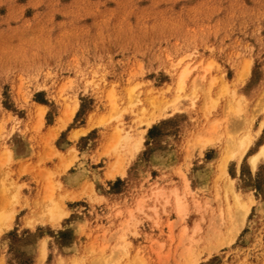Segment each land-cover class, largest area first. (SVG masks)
Instances as JSON below:
<instances>
[{
    "label": "rangeland",
    "instance_id": "obj_1",
    "mask_svg": "<svg viewBox=\"0 0 264 264\" xmlns=\"http://www.w3.org/2000/svg\"><path fill=\"white\" fill-rule=\"evenodd\" d=\"M262 143L264 0H0V264H264Z\"/></svg>",
    "mask_w": 264,
    "mask_h": 264
},
{
    "label": "bare ground",
    "instance_id": "obj_2",
    "mask_svg": "<svg viewBox=\"0 0 264 264\" xmlns=\"http://www.w3.org/2000/svg\"><path fill=\"white\" fill-rule=\"evenodd\" d=\"M186 75H187V71L185 70V69H183L181 72H180V74H179V76H178V78H177V80H176V85H175V88L179 91V90H181L183 87H184V85H185V80H186ZM176 90V91H177ZM160 95V94H159ZM177 96H179V95H177ZM152 102V101H151ZM152 104V103H151ZM154 106H155V104H153ZM160 109V108H159ZM161 110V109H160ZM153 114L155 113V112H152ZM160 113V112H159ZM153 114H150V115H148V117H147V119L144 121L145 122V124H146V126H149L151 123H153L156 119H157V117L155 116V115H153ZM157 115H159L158 113H156ZM116 137H117V139H118V141L120 140V138H123L125 135H122V134H120V129L119 128H117L116 129ZM247 134V133H246ZM210 137V136H209ZM246 137V136H245ZM207 139V138H206ZM229 139H230V137H229ZM245 139V138H244ZM249 139V138H248ZM205 140V139H204ZM232 140V139H231ZM230 141V140H229ZM231 142V141H230ZM238 142V141H237ZM242 142V141H241ZM228 143V142H227ZM246 143V142H245ZM263 145H261V150L259 149L256 153L254 152V154H252V155H250L249 157H248V160H249V162H250V164H251V166H255V164H256V160H257V157L259 156V154L261 153V152H263V150H264V143H262ZM230 145H232V143L230 144ZM245 145V144H244ZM248 145L246 144L244 147H242V152L245 150V148L247 147ZM227 150V149H226ZM234 150V149H233ZM238 150V149H237ZM230 151V150H229ZM235 152H237V151H235ZM226 153H228V151H226ZM225 153V150H224V153H223V155H225V156H222L221 157V159H224V161H223V164H225V159L227 158V156H228V154H226ZM234 154V153H233ZM236 154V153H235ZM230 155V154H229ZM241 155V154H240ZM229 157V156H228ZM238 157H239V155H238ZM255 160V164L253 165V161ZM222 161V160H221ZM112 174V173H111ZM239 195H237V194H235V196H234V203H236L235 205H237V204H240V201H239V197H238ZM45 201H46V199H44ZM43 201V200H42ZM177 202V205H178V210H179V208H180V204L181 203H179L180 202V199L179 198H177V200H176ZM56 202V201H55ZM39 203V202H38ZM53 203V202H52ZM242 203V202H241ZM41 204V203H40ZM57 205H58V203H56ZM244 204V203H243ZM241 205V204H240ZM49 206V205H48ZM45 207V206H44ZM51 207V206H50ZM54 207H56V205L54 206ZM182 207V206H181ZM51 208H53V207H51ZM243 208V207H242ZM247 208V207H246ZM47 209V208H46ZM60 209V208H59ZM181 209V208H180ZM57 210V209H56ZM55 210V211H56ZM47 211H50V210H47ZM52 211V210H51ZM54 211V212H55ZM181 210H179V212H180ZM5 212H7V210L5 211ZM242 212V211H241ZM53 213V212H52ZM1 214V213H0ZM54 214V213H53ZM4 215H5V213H4ZM9 215V214H8ZM57 215V214H56ZM59 215V214H58ZM1 216V215H0ZM13 217V216H12ZM242 218V217H241ZM7 220V219H6ZM241 222V221H240ZM241 224V223H240ZM237 227V226H236ZM236 231V230H235ZM235 235V234H234ZM40 254H42L41 253V251H40ZM43 255V254H42ZM41 258V257H40ZM107 258V257H106ZM105 259V258H104ZM103 259V260H104ZM110 262H112L111 261V258L110 259H108ZM107 259L104 261V263L103 264H111L109 261H108ZM136 261H137V258H131V259H128L127 260V262L125 263V264H135L136 263ZM99 262V261H98ZM97 263V262H96ZM101 264V263H100Z\"/></svg>",
    "mask_w": 264,
    "mask_h": 264
},
{
    "label": "snow or ice",
    "instance_id": "obj_3",
    "mask_svg": "<svg viewBox=\"0 0 264 264\" xmlns=\"http://www.w3.org/2000/svg\"><path fill=\"white\" fill-rule=\"evenodd\" d=\"M255 164V160L253 161V165Z\"/></svg>",
    "mask_w": 264,
    "mask_h": 264
}]
</instances>
